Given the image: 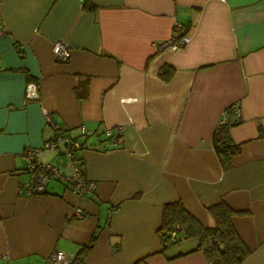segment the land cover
I'll use <instances>...</instances> for the list:
<instances>
[{"label":"crops","instance_id":"crops-1","mask_svg":"<svg viewBox=\"0 0 264 264\" xmlns=\"http://www.w3.org/2000/svg\"><path fill=\"white\" fill-rule=\"evenodd\" d=\"M89 1L92 9L0 0V264H59L49 260L55 250L88 264H212L197 237H162L164 206L175 201L205 227L216 225L210 208L226 203L250 249L242 264H264V0ZM176 20L190 41L160 48ZM60 40L68 61L54 56ZM30 80L39 100L25 99ZM234 103L240 149L225 167L213 134ZM43 107L86 143L78 154L94 193L55 180L23 196L24 149L54 134ZM120 124L124 139L113 146L103 130ZM83 125L98 135L81 136ZM78 207L87 215L76 217Z\"/></svg>","mask_w":264,"mask_h":264},{"label":"built area","instance_id":"built-area-1","mask_svg":"<svg viewBox=\"0 0 264 264\" xmlns=\"http://www.w3.org/2000/svg\"><path fill=\"white\" fill-rule=\"evenodd\" d=\"M3 32L4 30L0 28V34ZM190 39V33L186 25L176 20L173 35L163 42L160 48L170 47L176 50L185 46ZM52 50L58 61H68L71 58L72 49L63 40L56 41ZM40 97L38 83L34 80L28 81L25 99L39 100ZM43 113L47 125L52 128L54 134L42 145L24 149V156L27 161L26 170L29 172L30 177L22 186L21 192L23 196L32 198L44 193L50 183L55 180L69 184L79 195L85 196L94 193L98 183L87 176L84 159L78 154L80 150L86 147V143L80 140L78 136L72 134L70 129L64 128L48 108L43 107ZM241 118L242 112L238 104H231L224 109L222 118L224 122L234 123ZM124 129V125L120 124L105 128L103 133L108 137L111 145L117 146L124 139ZM80 135L89 137L98 135V132L83 125L80 127ZM90 147H97V145ZM51 151L56 152L58 157H64L63 163L56 164L43 160V154ZM74 215L76 217H84L87 213L81 207H78ZM172 234L174 235L175 231ZM49 260L59 264H67L73 260V257L66 251L55 250L50 254Z\"/></svg>","mask_w":264,"mask_h":264},{"label":"trees","instance_id":"trees-1","mask_svg":"<svg viewBox=\"0 0 264 264\" xmlns=\"http://www.w3.org/2000/svg\"><path fill=\"white\" fill-rule=\"evenodd\" d=\"M90 9L94 5L85 0ZM172 67L164 65L160 74L169 79ZM235 123V122H234ZM233 123L222 122L216 127L213 134L215 148L225 167L232 165V158L240 149V145L232 141L230 127ZM216 219V225L205 227L193 215H191L181 201L166 203L163 212L161 235L165 241H174L178 236L197 237L199 239L196 249L202 250L212 264H242L250 254V249L237 233L233 223L234 211L226 203H218L211 208ZM175 231L173 235L172 232ZM95 237L85 245L78 259H83L93 247ZM224 247L223 249L221 247ZM67 264H78L73 259Z\"/></svg>","mask_w":264,"mask_h":264},{"label":"water","instance_id":"water-1","mask_svg":"<svg viewBox=\"0 0 264 264\" xmlns=\"http://www.w3.org/2000/svg\"><path fill=\"white\" fill-rule=\"evenodd\" d=\"M221 248L223 249L224 247L222 246ZM78 264H88V263L83 262V263H78Z\"/></svg>","mask_w":264,"mask_h":264}]
</instances>
